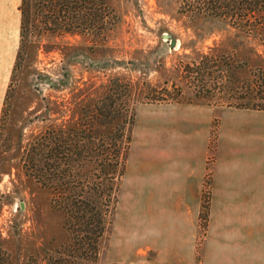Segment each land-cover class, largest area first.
Masks as SVG:
<instances>
[{
    "label": "rangeland",
    "instance_id": "obj_1",
    "mask_svg": "<svg viewBox=\"0 0 264 264\" xmlns=\"http://www.w3.org/2000/svg\"><path fill=\"white\" fill-rule=\"evenodd\" d=\"M107 2L118 20L104 44L91 47L80 36H44L40 42L23 40L16 55L0 121V248L8 256V264H51L50 259L57 256L56 251L67 239L60 212L49 207L48 189L40 186L26 169L27 148L48 127L59 128L61 134H66L85 122L92 102L104 92L113 75L130 81L133 90L140 93L133 104L170 102L139 101L146 98L145 83L154 86L167 80L185 86L189 73L180 72L178 66L204 54L229 58L234 66L235 84L254 82L262 76L264 85V5L255 12L229 11L250 18L262 13L256 16L260 22L257 29L243 30L233 26L235 21L228 24L216 16L189 19V0ZM163 33L174 38L177 45L170 47ZM48 43L54 44L52 48L46 47ZM189 106L198 116L205 109L210 112L196 257L200 255L199 242L206 225L207 209L202 206L208 205V179L221 108L194 103ZM120 250L114 246L112 220L98 264H153L138 263L143 253L133 243L124 251L137 261L119 259ZM145 255L151 258L153 250H147Z\"/></svg>",
    "mask_w": 264,
    "mask_h": 264
},
{
    "label": "crops",
    "instance_id": "obj_2",
    "mask_svg": "<svg viewBox=\"0 0 264 264\" xmlns=\"http://www.w3.org/2000/svg\"><path fill=\"white\" fill-rule=\"evenodd\" d=\"M19 2L0 0V121L19 46ZM204 112L195 115L189 102L134 104L113 218L119 259L138 260L125 252L133 243L143 253L138 263L264 264V109L221 107L195 257L210 133Z\"/></svg>",
    "mask_w": 264,
    "mask_h": 264
},
{
    "label": "trees",
    "instance_id": "obj_3",
    "mask_svg": "<svg viewBox=\"0 0 264 264\" xmlns=\"http://www.w3.org/2000/svg\"><path fill=\"white\" fill-rule=\"evenodd\" d=\"M108 0H20L19 46L23 40L80 36L91 47L102 45L117 24ZM264 0H189V19L216 16L239 29L258 28L256 16L229 11L255 12ZM245 7V8H244ZM238 16V17H237ZM256 24V25H255ZM255 25V26H254ZM256 28V29H257ZM48 39V40H49ZM52 42V41H51ZM48 43L47 48H52ZM189 73L185 86L162 81L143 87L139 101H177L194 104L264 109V85L260 81L234 82V66L224 55H200L182 63ZM262 75V74H261ZM140 95L130 81L113 75L104 92L92 102L87 120L61 134L46 128L27 148L26 169L40 186L48 189L49 207L59 211L66 241L51 264H98L113 220L119 182L124 171L133 122V101ZM24 160H22L23 163ZM207 204L202 208L207 209ZM101 238L104 244H101ZM0 248V264H8ZM197 259L200 255L197 254ZM133 264V262H104Z\"/></svg>",
    "mask_w": 264,
    "mask_h": 264
},
{
    "label": "water",
    "instance_id": "obj_4",
    "mask_svg": "<svg viewBox=\"0 0 264 264\" xmlns=\"http://www.w3.org/2000/svg\"><path fill=\"white\" fill-rule=\"evenodd\" d=\"M162 37L165 38V40L169 39L168 40V44H169L170 47H174L175 46L176 40L174 38H168V35L166 33H163Z\"/></svg>",
    "mask_w": 264,
    "mask_h": 264
},
{
    "label": "bare ground",
    "instance_id": "obj_5",
    "mask_svg": "<svg viewBox=\"0 0 264 264\" xmlns=\"http://www.w3.org/2000/svg\"><path fill=\"white\" fill-rule=\"evenodd\" d=\"M176 42H177V41H176ZM175 45H177V43H176Z\"/></svg>",
    "mask_w": 264,
    "mask_h": 264
}]
</instances>
